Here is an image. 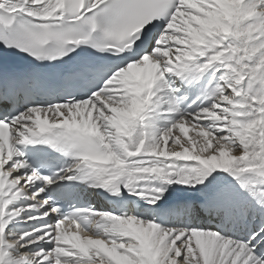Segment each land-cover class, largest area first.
I'll list each match as a JSON object with an SVG mask.
<instances>
[{"label": "snow or ice", "instance_id": "6c2138e0", "mask_svg": "<svg viewBox=\"0 0 264 264\" xmlns=\"http://www.w3.org/2000/svg\"><path fill=\"white\" fill-rule=\"evenodd\" d=\"M0 264H264V0H0Z\"/></svg>", "mask_w": 264, "mask_h": 264}, {"label": "bare ground", "instance_id": "6f19581e", "mask_svg": "<svg viewBox=\"0 0 264 264\" xmlns=\"http://www.w3.org/2000/svg\"><path fill=\"white\" fill-rule=\"evenodd\" d=\"M190 134H192V133L190 132Z\"/></svg>", "mask_w": 264, "mask_h": 264}]
</instances>
